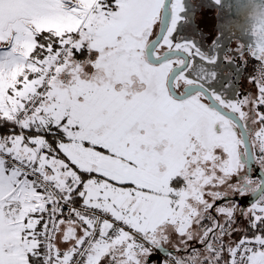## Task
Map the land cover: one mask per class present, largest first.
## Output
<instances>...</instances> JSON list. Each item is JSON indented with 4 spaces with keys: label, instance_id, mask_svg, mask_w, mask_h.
I'll use <instances>...</instances> for the list:
<instances>
[{
    "label": "snow or ice",
    "instance_id": "snow-or-ice-1",
    "mask_svg": "<svg viewBox=\"0 0 264 264\" xmlns=\"http://www.w3.org/2000/svg\"><path fill=\"white\" fill-rule=\"evenodd\" d=\"M0 264H264V0H0Z\"/></svg>",
    "mask_w": 264,
    "mask_h": 264
},
{
    "label": "rangeland",
    "instance_id": "rangeland-1",
    "mask_svg": "<svg viewBox=\"0 0 264 264\" xmlns=\"http://www.w3.org/2000/svg\"><path fill=\"white\" fill-rule=\"evenodd\" d=\"M236 2L237 0H225L226 5L229 3L235 4ZM224 12L227 14V16L234 18L235 9H229L225 7ZM215 23H216V9L215 7L209 8L204 13L203 18L200 22V27L204 29V32L206 34V39L201 41L203 45L210 44L211 40L215 37V34H216L214 30ZM236 43H237V40L235 37H233L229 47L235 48ZM246 88H247V85L243 81H241L240 91L244 92Z\"/></svg>",
    "mask_w": 264,
    "mask_h": 264
}]
</instances>
